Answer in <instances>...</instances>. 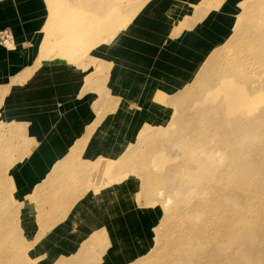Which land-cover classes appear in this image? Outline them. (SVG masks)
I'll use <instances>...</instances> for the list:
<instances>
[{"label": "rangeland", "instance_id": "1", "mask_svg": "<svg viewBox=\"0 0 264 264\" xmlns=\"http://www.w3.org/2000/svg\"><path fill=\"white\" fill-rule=\"evenodd\" d=\"M149 1L47 0L49 20L44 38L41 32L32 39L42 42L32 58L26 40L9 24L0 26V264L237 263L234 252L243 244H229L225 235L226 246H219L210 241L213 232L197 227L211 202L235 215L245 198L264 197V0H233L226 13V0L175 5L162 15L170 37L166 31L161 47L122 35ZM3 52L18 61L12 73ZM73 72L76 98L51 100ZM87 93L96 115L92 133L99 136L90 164L93 192L128 187L130 212L120 207L126 194L113 197V212L122 211L113 228L85 237L70 210L71 190L85 178L80 157L88 145L76 143L60 164L37 155L46 144L40 139L60 123L61 102L79 103ZM252 125L260 128L245 137ZM233 132L241 139L238 153L224 148ZM249 164L253 183L243 180ZM101 197L87 201L93 213L102 211ZM257 240L264 259V235Z\"/></svg>", "mask_w": 264, "mask_h": 264}, {"label": "crops", "instance_id": "2", "mask_svg": "<svg viewBox=\"0 0 264 264\" xmlns=\"http://www.w3.org/2000/svg\"><path fill=\"white\" fill-rule=\"evenodd\" d=\"M188 1L190 0H187V3H185L186 0H150L146 4H143L141 7H138V10L136 11L133 18L124 27V30H126V32H124L122 35H126L127 37L139 40V43L143 42V44H148L146 45L148 47H161L163 39L166 36V31L168 35L167 37H170L169 27L165 26L161 28L160 26L162 15L171 13V10L177 9L178 6L175 5L188 4ZM232 2L233 0H226L222 4V13H226L227 9L230 7L228 6V4L230 3L231 5ZM184 6L185 8L188 7L187 5ZM182 12L183 14L187 15L191 14V12L188 10H182ZM94 14L96 15L97 13H91V18L95 17ZM49 16L50 10L47 0H0V26L9 24L10 31L15 33V36L17 38L26 40V46L30 48L31 53L34 50L33 47L36 48V46H41L42 44V42H35L32 41V39L34 40L35 37L40 36L42 39L44 38V33L49 20ZM218 17L219 15L217 14L215 16L211 15V19L213 20V22H215V20L219 21ZM84 25L86 26V24ZM160 28L161 30H159ZM39 33H41V35ZM89 37L96 38L92 35H90ZM118 41L120 40H117L116 44L119 43ZM169 46L170 41H167L164 49H167ZM2 55L5 58L8 56L11 57L9 60L2 62L5 64L4 67H7L8 71L11 69V67L18 65V61L14 59V52H9L7 54L3 52ZM33 56L34 53H32L30 57L32 58ZM94 57L97 59V57L99 58V55L96 54ZM63 59L65 62L71 61L70 59ZM105 59L106 62H115L113 56H105ZM23 62L24 61H22V63ZM12 70L13 69H11L10 73H12ZM149 71H151V69H145L146 73L151 74ZM75 73L76 72L68 73L70 75L68 77L65 74L66 77L64 78V86H62V83L60 84V86L57 88L58 93L56 92L55 94L52 93L50 95L52 96L51 100H53V95L57 98V100L58 98L70 99L71 96L74 99L76 98L74 94L78 91V87H69L71 86L70 82H73V80H75L76 78ZM70 77L72 79H68ZM67 81L69 82L68 84ZM29 95L31 96L32 94L28 93L26 96ZM91 100V97L87 93L83 101L79 103H75V101L73 100H70L72 104H69V100H64L63 102H61V105L63 104L61 106L62 108H58L60 110H63V113H61L60 116V123L58 124L56 130H53V133L47 135V138L40 139V141L46 142V144L48 143V145L47 148L46 144L43 145L42 148L44 150L40 153V155H37V158H39L38 156H42L43 159H47L49 165H54L56 163V160H58L57 163L60 164L67 157L68 153L70 152L69 149L71 147H76V143L79 142L88 145L87 148L83 149L80 157L82 161L81 169L82 173L85 175V178L81 181V185L73 186L71 191L74 192L71 193L73 194L72 197H75V199H73V203L71 204V206L73 205L71 207V210L69 209L70 213L74 214V216H79V222L81 224L79 225L80 229L87 233L85 237L93 235L97 231H103L107 233V230L109 231V227H112L113 225L112 221H114V217L116 215H118V217L122 215L121 210L117 213H115V211L113 212V205L115 203V201H112L113 197L118 200L117 197H120V195L123 197V195L126 194V200L124 201V204L121 201L120 207L124 208L125 213L127 212V214H129L130 212V210L127 209L129 208L130 201V190L128 187H126V190L123 191L124 188H121L119 186L118 189L115 190L116 193L114 194H107V192H103L100 194V196H97V194L93 192L94 181H92L90 177L94 174L95 171L93 172L94 168H92L90 164H92V160L97 158V155H95L97 149L95 142H98L97 139L99 138V136H95L92 133L95 130H92L91 126L93 125L96 115L91 108V103L93 102H91ZM58 104L60 103L58 102ZM85 145L83 147H85ZM36 154L34 153L35 156ZM34 169L35 174L39 175L42 174L43 170H45L44 167L40 169ZM59 170L62 169L60 168L58 169V171ZM87 181H89L88 185L86 184ZM91 181L92 183H90ZM93 196L96 197L92 199ZM101 196H103L104 198L102 211L99 214L93 213L94 206L92 207V204L87 203V201L92 199V202L95 204L93 200H98ZM99 215L101 216L99 217Z\"/></svg>", "mask_w": 264, "mask_h": 264}, {"label": "bare ground", "instance_id": "3", "mask_svg": "<svg viewBox=\"0 0 264 264\" xmlns=\"http://www.w3.org/2000/svg\"><path fill=\"white\" fill-rule=\"evenodd\" d=\"M219 69H221V66L219 67ZM228 96L230 97V95ZM257 128H260V126L252 125L245 131H243L242 134H244L245 137H251V135L253 137V131H255ZM233 133L234 134L231 137L224 140V148L234 149L235 152L238 153L236 151L235 144H237L241 139L238 138V134H236V132ZM219 144L221 145V141L219 142ZM219 144L218 148L220 146ZM253 165L254 164H249L243 167L244 169H242L244 175L246 176V178H244L243 180L248 181V183L255 182V175L252 171ZM240 186L241 185H239L238 188ZM222 197V194L217 196L218 199L216 205L218 207H220L219 203H221ZM209 204V208L211 211L210 215L208 216L207 220L203 221L202 224L197 227V229H206L208 232H213L210 235V241H215L216 243L219 242L217 244L219 246L222 244V247L226 246L225 243L228 241V238H226V240L224 239L225 235L230 238L229 244L231 242H236L239 244V246L243 244L242 249L234 252V254L236 255V260H234L237 261V263L235 264H264V259H261L260 250L257 245L260 240L254 241L256 237L264 235V197L255 195L254 199L253 196L250 198H245V207L241 208V210L239 209V211L235 215H226V211L218 210L214 206V202H211ZM217 211H220L222 215ZM256 230L259 231V234H257L258 236L254 234ZM235 255H232V257L234 258ZM225 256H230V253L225 254ZM201 257L205 262H209L205 256ZM222 257L223 255L221 252V257L219 259H221Z\"/></svg>", "mask_w": 264, "mask_h": 264}]
</instances>
